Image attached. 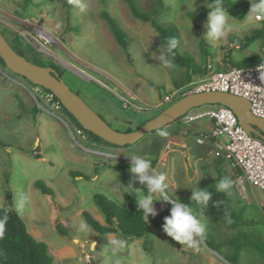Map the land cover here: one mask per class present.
Listing matches in <instances>:
<instances>
[{
	"label": "rangeland",
	"instance_id": "obj_1",
	"mask_svg": "<svg viewBox=\"0 0 264 264\" xmlns=\"http://www.w3.org/2000/svg\"><path fill=\"white\" fill-rule=\"evenodd\" d=\"M105 1L102 5L99 0H0V31L8 28L19 35L40 54L42 64L51 62L74 71L66 69L62 80L116 131H135L155 117L159 110L148 108L178 89L174 83L190 85H183L188 74L191 82L205 77L200 45L209 54L205 58L207 71L227 67L228 57L240 64L264 60L261 39L245 48L235 47L263 25L250 14L242 20L229 15L227 35L213 40L208 35V14L203 16L201 10L204 0H135L142 11L158 9L156 19L164 27L176 28L177 51L192 60L191 68L200 70L192 74L175 67L167 57L170 66H165L159 59L165 56L164 49L151 26L133 19L122 0ZM103 10L125 33L126 50L118 46L101 18ZM36 29L48 33L54 41L46 42ZM31 89L30 83L0 64V209L11 205L20 214L27 233L47 246L54 264H213L212 260L217 264H264V255L236 240L244 234L264 243L262 194L248 185L243 193L234 184L233 195H226L241 217L238 226L232 220L229 223L204 216L200 208H195L197 219L206 225L205 239L211 238L213 248L218 247L216 252L204 241L199 251L174 241L163 231L164 220L159 226L148 223L146 240L99 235L91 227L88 234L79 233L74 225L84 221L83 211L106 226L104 215L94 203L95 194L125 207L137 204L146 186L131 173L129 162L107 164L95 156L94 163V156L83 150L85 144L72 138L75 133L71 121L63 113L51 114L39 108ZM199 111L196 108L189 113ZM193 125L175 121L147 134L130 151L154 163L155 174L165 175V190L173 199L191 204V189L197 182L198 187L210 191L220 176L233 181L237 176V169L210 143H195ZM34 152L38 159L33 157ZM109 165L127 168L124 175L130 185L129 200L123 198L127 190L122 174ZM36 181L43 182L51 195L42 194L34 186ZM156 199L158 215L153 218L168 210L169 215L171 205L159 200L160 196ZM22 200L21 209L18 205ZM56 226L65 234L58 233ZM113 239L124 240V248L113 252Z\"/></svg>",
	"mask_w": 264,
	"mask_h": 264
},
{
	"label": "trees",
	"instance_id": "obj_2",
	"mask_svg": "<svg viewBox=\"0 0 264 264\" xmlns=\"http://www.w3.org/2000/svg\"><path fill=\"white\" fill-rule=\"evenodd\" d=\"M102 5L106 4L105 0H99ZM133 19L139 20L141 22L148 23L151 28L158 34L159 43L164 49V55L171 60L175 67L185 68L187 72L190 73H198L200 67L197 69H193L190 66L192 65V60L189 58H184L177 51V46L173 50V52L169 53L167 51L168 41L170 38H174V32H176L175 27H164L157 21L158 9H152L150 11H142L138 8L135 0H122ZM161 0H156V3H160ZM205 6L202 7L203 16L208 14V10H210L209 6L214 3V0H204ZM224 7L227 9L228 14L237 20H242L249 12L250 0H224ZM101 18L106 22L115 42L121 47L123 50L127 48V40L126 35L123 30L116 24L114 19L110 16V14L103 10L100 13ZM66 20H68V16L66 15ZM0 34L4 37L6 42L10 45V47L19 55L24 57L26 60L43 67H51L57 73V75L62 79L64 73H66V69L56 66L53 63L49 62L47 65L39 62V53H37L28 43H26L19 35L12 33L8 28L0 31ZM261 39V47L264 51V24L260 29L253 30L251 35L245 37L242 43H237L239 48L248 47L254 40ZM200 51L202 55V64H203V72L206 74V57L209 56L208 52H206L202 45H200ZM228 66L235 67H247L253 66L259 63H262L258 60L251 61L253 63H245V64H237L232 61L229 57L227 58ZM0 64L4 66L3 61L0 58ZM214 70H223L222 68H216ZM24 79V78H23ZM190 74L187 75L186 80L183 85H187L190 83ZM176 88L180 86L177 83H174ZM43 89V88H42ZM48 92V90L43 89ZM72 91V90H71ZM76 94V93H75ZM78 95V94H77ZM178 97L177 99L181 98ZM176 99V100H177ZM175 100V101H176ZM168 105H166L162 110H164ZM207 108H210L214 105H205ZM200 108V107H199ZM61 111L65 116L71 121L73 127L77 130H80L86 137V140L100 146H111L118 147L112 144L105 142L100 139L96 135L92 134L84 130L79 123L73 118V116L68 113L63 106H61ZM178 118L177 120H179ZM175 120V121H177ZM164 127L152 131L159 132ZM130 130L124 131L129 132ZM132 145H126L123 147H130ZM33 157L38 159L39 156L36 153H33ZM142 157V156H139ZM144 158V157H142ZM152 165L154 163H151ZM111 169L118 170L122 174V184L126 188V192L123 193V198L125 200H129V191L127 188H130L129 183L127 182L124 175V167H113L108 166ZM239 171L237 170L236 175H239ZM72 176L76 175L75 173H70ZM222 178V176H220ZM34 186L44 195H51V190L41 181H36ZM212 195L207 202L206 207L201 209V212L205 216H210L217 219L222 220H232L236 226H238V221L241 220L239 214L235 213L234 208L230 205L227 196L224 193L216 192V189H212L209 191ZM142 193L144 195L147 194L146 187L142 189ZM7 199H10V195L7 194ZM94 203L100 209L102 214L104 215L106 226H101L88 212L83 211L81 213L84 221L99 235L105 234H117L122 238H135V239H147L148 229L150 226H159L162 225L164 217L168 215V211L163 212L157 218H153L149 216L148 221L144 223L142 213L137 208V204L129 203L125 207H120L113 203L112 201L106 199L101 194H95L93 196ZM180 202L191 203L187 200H180ZM9 205L7 208L0 209V221H4V232L2 238H0V264H54L52 258L48 256L47 246L42 243L35 241L26 231L25 225L21 220L20 214L11 208ZM225 210H228L230 213V217H225ZM149 223V225H148ZM56 231L60 234H65V231L60 227L56 226ZM241 238H236L238 242H242L254 250L258 251L260 254L264 255V243L256 238H247L246 235L242 234ZM204 243L213 251H217V249L213 248L212 240L205 239ZM145 248V245H144Z\"/></svg>",
	"mask_w": 264,
	"mask_h": 264
},
{
	"label": "built area",
	"instance_id": "obj_3",
	"mask_svg": "<svg viewBox=\"0 0 264 264\" xmlns=\"http://www.w3.org/2000/svg\"><path fill=\"white\" fill-rule=\"evenodd\" d=\"M256 20V19H255ZM264 24V20H256ZM219 91L246 98L250 103V112L264 118V62L247 67L227 66L223 70L207 71L202 80L175 89L153 104L151 110H160L173 103L178 97L190 93ZM32 97L39 108L51 114L62 113L60 101L41 87L32 85ZM124 101V99L121 98ZM129 107H134L129 104ZM208 119L212 126L195 136V143H210L223 158L229 161L240 173L234 184L245 193V185L262 194L261 211L264 218V142L249 135L238 125L234 114L226 107L214 105L205 111L193 115L187 113L180 117L184 125ZM82 140L85 135L74 128Z\"/></svg>",
	"mask_w": 264,
	"mask_h": 264
},
{
	"label": "water",
	"instance_id": "obj_4",
	"mask_svg": "<svg viewBox=\"0 0 264 264\" xmlns=\"http://www.w3.org/2000/svg\"><path fill=\"white\" fill-rule=\"evenodd\" d=\"M0 58L9 72L24 78L31 85L51 92L84 130L118 147L134 145L150 132L165 127L191 110L205 105H221L228 108L246 133L264 142V118L254 116L249 110V101L241 96L219 91L186 94L169 104L135 131L120 132L112 129L77 94L71 91L53 68L39 66L26 60L10 47L1 34Z\"/></svg>",
	"mask_w": 264,
	"mask_h": 264
},
{
	"label": "clouds",
	"instance_id": "obj_5",
	"mask_svg": "<svg viewBox=\"0 0 264 264\" xmlns=\"http://www.w3.org/2000/svg\"><path fill=\"white\" fill-rule=\"evenodd\" d=\"M250 4L248 14L252 15L256 20H264V0H250ZM209 8L210 30L208 35L213 40L223 39L228 33V20L230 18L227 9L224 7V0H214V3ZM176 46L177 41L174 38H170L167 51L169 53L173 52ZM159 59L165 66H170L166 56H160ZM160 134L166 135L164 132ZM130 171L135 175L139 183L145 185L147 189L146 195H140L137 198V208L142 213L144 223L148 221L149 216L155 217L158 215L154 207V201L157 200L156 196H160L161 199L159 200L171 205L170 214L164 217L163 231L179 244L199 251L205 237L206 225L197 219L195 208L202 209L206 207L212 194L207 189L198 187L197 182L196 187L191 189V205L173 199L165 190L167 187L164 183L166 180L165 175L162 173L155 174L151 161L139 156L131 157ZM233 187L234 181L228 176L219 179L215 184L216 192L224 193L229 197L233 195ZM127 189L129 191V188ZM23 204L24 201L22 200L18 207L22 209ZM225 217H230L228 210H225ZM228 222H231L230 218ZM74 226L79 233L88 234L91 232L90 226L85 221H81ZM3 232L4 221H0V238H2ZM73 243H79V241L74 240ZM110 243L113 252H118L125 246V241L122 239H113Z\"/></svg>",
	"mask_w": 264,
	"mask_h": 264
},
{
	"label": "crops",
	"instance_id": "obj_6",
	"mask_svg": "<svg viewBox=\"0 0 264 264\" xmlns=\"http://www.w3.org/2000/svg\"><path fill=\"white\" fill-rule=\"evenodd\" d=\"M236 48H239L238 46H235ZM260 62H264V60H259ZM237 64H240V62H236ZM250 63V61H248V64ZM253 63V62H251ZM226 68V67H225ZM222 68V69H225ZM202 80V78H200V76L198 77V79L195 82H190L188 84H192V83H196L198 81ZM187 84V85H188ZM181 88V87H180ZM200 111H205L207 110V106H202L199 108ZM178 121V120H177ZM175 122V121H174ZM173 122V123H174ZM171 123V124H173ZM170 125V124H169ZM168 126V125H167ZM212 126V122L208 119H203L201 121H197L194 123L193 127L196 130L197 134L202 132V131H207L211 128ZM166 127V126H165ZM75 133V131H74ZM80 140V142H82L83 144H85V147H83V150L91 155L94 156V163H96V158L95 156H98V158L100 159V162L103 161L107 164H113L112 162H118V163H122V162H129L127 164L131 165V157L134 155H131L130 151L132 149V147L135 145H132L130 147H111V146H100V145H96L88 140H82L81 138H79V136L75 133L73 134V137L75 139ZM39 154V152H38ZM99 161V160H98ZM99 164V163H98ZM125 165V164H124ZM123 165V166H124ZM122 166V167H123ZM126 166V165H125ZM128 167V166H127ZM129 168V167H128ZM127 169V168H126ZM124 168V171L126 170ZM228 199V198H227ZM229 201V200H228ZM230 203V202H229ZM231 205V203H230ZM232 206V205H231ZM203 214V213H202ZM204 215V214H203ZM205 216V215H204ZM213 264H217V262L215 260H212Z\"/></svg>",
	"mask_w": 264,
	"mask_h": 264
},
{
	"label": "bare ground",
	"instance_id": "obj_7",
	"mask_svg": "<svg viewBox=\"0 0 264 264\" xmlns=\"http://www.w3.org/2000/svg\"><path fill=\"white\" fill-rule=\"evenodd\" d=\"M37 32L39 33V35H41L46 42H53L54 41V38H52L48 33L40 30V29H36Z\"/></svg>",
	"mask_w": 264,
	"mask_h": 264
},
{
	"label": "flooded vegetation",
	"instance_id": "obj_8",
	"mask_svg": "<svg viewBox=\"0 0 264 264\" xmlns=\"http://www.w3.org/2000/svg\"><path fill=\"white\" fill-rule=\"evenodd\" d=\"M162 111V109L159 110V112Z\"/></svg>",
	"mask_w": 264,
	"mask_h": 264
}]
</instances>
